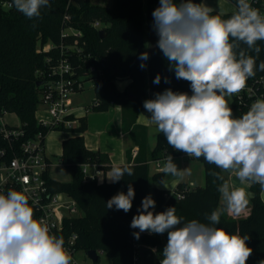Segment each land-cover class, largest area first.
<instances>
[{"label":"trees","instance_id":"obj_1","mask_svg":"<svg viewBox=\"0 0 264 264\" xmlns=\"http://www.w3.org/2000/svg\"><path fill=\"white\" fill-rule=\"evenodd\" d=\"M12 2V0H10ZM201 0H194L200 3ZM237 11L238 0H230ZM160 6V0H111L109 5L91 2L90 0H49V5L41 7L40 16L27 18L14 6L0 8V106L5 112L14 113L22 125L25 137H32L38 130L47 132L40 127L34 117V111L41 90L38 81L44 80V75L39 74L48 70L47 54L55 51L41 52L39 46L46 42L58 44L77 43L83 51L90 53L91 57L85 60L78 73H90L87 68L89 63L96 68V80L93 84L94 104L91 110L104 111L110 106L120 104L131 109L135 116L144 108V101L154 99L156 93L171 89L178 93L192 95L190 82L178 80L175 72L170 71L169 63L162 51L157 47L159 39L153 28V11ZM235 11L220 14L227 19ZM69 14V19L64 14ZM98 21L101 28L94 27ZM78 27L82 34H63L68 27ZM99 29H103L101 34ZM261 52L256 61V75L264 78V71L259 70V63L264 61V41H257ZM149 58L141 61L139 56L146 52ZM247 54H256L240 45ZM74 64L77 58L73 57ZM80 62V61H79ZM82 62V60H81ZM141 63L145 68L141 69ZM77 66V65H76ZM44 74V73H43ZM161 82L157 85L153 81L157 75ZM130 78L129 85L120 91L115 80ZM168 78L169 83H165ZM131 90L135 97L128 99L126 93ZM236 118L247 112L244 106H238L234 98L229 105ZM134 121V118H132ZM132 121V122H133ZM125 128L128 126L125 125ZM87 129V115L80 116L78 123L71 127L57 128L56 130L69 131L73 134L61 141L59 162L69 171L70 179L60 181L48 177V184L53 191H64L72 196L82 214L65 220L64 228L58 237L65 238L72 232L76 234L75 248L87 251L93 249L105 253L111 264H132L133 243L150 246L158 245L161 241L159 234L141 233L139 240L134 232L139 229L130 227L138 209H141L144 197L151 195L156 201L155 213L165 211L169 207L176 208V215L183 218V222L197 220L201 223H210L207 219L218 208H223L220 203L218 187L223 181L218 180L211 173L219 172L226 180L224 171L214 164H208L202 157L201 162L204 172V184L189 186L179 182L173 190L156 187L163 172L149 174L147 159H140L134 163H124L133 169V175L125 176L118 182L96 179H85L81 165L95 162L103 172L111 169L108 154L100 150L86 147L84 132ZM146 129L134 125L130 129L131 136L142 150L146 147ZM182 152L176 151L168 145L166 137L157 132L156 143L149 152L150 160H157L167 155L178 156ZM135 190L132 208L125 213L115 207L107 209L106 203L120 192L127 194L128 185ZM252 196L250 198V211L246 216L232 218L222 213L220 223L213 225L220 227L230 234L249 236L246 241L252 249V254L246 264H264V200L261 199V186H249ZM180 193L178 196L177 194ZM167 244V233L163 235ZM99 259V257H98ZM97 259V260H98ZM160 264V261H157Z\"/></svg>","mask_w":264,"mask_h":264},{"label":"clouds","instance_id":"obj_2","mask_svg":"<svg viewBox=\"0 0 264 264\" xmlns=\"http://www.w3.org/2000/svg\"><path fill=\"white\" fill-rule=\"evenodd\" d=\"M49 0H12L19 12L32 19L40 16L41 7ZM214 9L194 0H160L152 15L153 28L159 39L157 47L166 57L170 71L178 80L190 82L192 95L170 88L144 101L151 113L150 124L166 137L168 145L189 157L203 158L224 172L235 175L240 185L259 184L264 191V99H258L241 117L236 118L226 97L239 94L248 78L256 75V61L261 52L257 41H264V14L249 0H238L237 11L227 19ZM256 55L247 54L240 45ZM147 52L139 59L146 61ZM141 69L145 64L141 63ZM264 71V61L258 65ZM158 74L153 83L159 84ZM165 83H169L165 78ZM165 175L181 176L183 170L167 155L161 168ZM132 176L128 165H113L106 177L120 181ZM223 181L218 187L223 208L207 219L183 222L176 208L155 213L156 201L143 198L139 214L130 227L140 234L167 233L160 264H246L252 254L246 241L249 236L230 234L218 225L222 213L239 217L249 200L245 187H236L219 172L211 173ZM166 188L163 181L160 182ZM135 190L128 185L127 194L120 192L106 203L125 213L132 208ZM155 252V249H153ZM72 256L64 247V238L51 233L44 220L34 219V210L23 191L0 193V264H71Z\"/></svg>","mask_w":264,"mask_h":264},{"label":"built area","instance_id":"obj_3","mask_svg":"<svg viewBox=\"0 0 264 264\" xmlns=\"http://www.w3.org/2000/svg\"><path fill=\"white\" fill-rule=\"evenodd\" d=\"M249 2L252 7L264 14V0H249ZM10 7H12L10 0H0V8ZM64 17L69 19L70 16L65 13ZM99 24L95 21L93 26L99 27ZM66 33L82 34L81 30L75 26L63 30V34ZM38 51L55 52L46 55L48 70L39 73L44 75V80L40 84L41 90L34 111L36 122L40 127L46 128L47 132L74 126L78 123V118L86 115L97 103L93 100L92 104L87 106L72 105L68 100L71 94L83 89L86 81L95 83L94 64L87 65L90 73L82 74L77 71L78 67L91 57V54L84 52L76 42L58 45L46 42L39 46ZM73 57L77 58V64H74ZM232 98L239 107L244 106L248 111L252 103L258 99H264V78H248L246 87ZM5 113L7 112L0 106V193L7 194L10 190L23 191L34 210V219L44 220L51 233L58 237L64 228L65 220L80 216L82 212L72 196L64 191H53L48 184L51 162L44 150L47 132L38 130L32 137H25L20 123L9 125L3 120ZM166 157L155 160L158 169L162 167ZM89 167L93 168L92 172L89 171ZM81 168L84 180H101L99 178L103 170L97 163L87 162L82 164ZM177 195L179 196L180 193ZM75 239L76 234L72 232L65 238L64 247L72 256L71 264H81L75 257L77 251L74 246ZM139 245V243H133L132 264H142L138 253Z\"/></svg>","mask_w":264,"mask_h":264},{"label":"crops","instance_id":"obj_4","mask_svg":"<svg viewBox=\"0 0 264 264\" xmlns=\"http://www.w3.org/2000/svg\"><path fill=\"white\" fill-rule=\"evenodd\" d=\"M200 3L206 4L209 7L213 8L214 11L220 13L231 12L236 10L235 5H233V9L220 10L219 8L224 7L222 0H201ZM145 51H148V47ZM130 81V78L116 79L115 85L120 91H122L129 85ZM86 115L87 129L84 132L85 145L89 149L100 150L102 152L107 153L111 167L114 164L121 165L124 163H134L140 159H147L149 174H153L155 172H162V167L158 169L156 167L155 160H150L148 157L149 152L156 143V135L158 130L156 125L150 124L148 122L147 117L150 118L151 113L147 112L145 108L139 110L134 116L132 114L131 109L126 108L120 104H116L110 106L104 111H89ZM132 118H134V121ZM125 125L128 126V128H125ZM134 125L142 126L146 129V147L142 150H139L138 145L136 144L135 140L133 139L130 133V129ZM172 157L174 162L176 156ZM174 163L180 169L183 170V174L181 176H172L165 175L163 173L162 178L154 183L156 187L173 190L179 182H185L191 187L204 184V172L202 164L195 162V160H181L175 161ZM151 165H153V168H151ZM89 171L92 172L93 168L89 167ZM108 171H110V169ZM108 171L102 173V176H100L99 178L101 180L99 181H109L106 177ZM195 180H201L202 183L197 184ZM161 181L164 182L166 188L160 184ZM226 181L236 187H245L249 203L246 210L239 217L246 216L250 211V198L252 196V193L249 188L250 185H240L235 175L230 172L226 174ZM260 196L261 199L264 200V191L261 190ZM220 203H223L221 196ZM224 214L227 217L237 218L228 215L226 212ZM164 234H159L161 236L160 243H163L164 246H166L163 238ZM151 247L156 251L157 245ZM162 259L163 257H161L159 261H161Z\"/></svg>","mask_w":264,"mask_h":264},{"label":"rangeland","instance_id":"obj_5","mask_svg":"<svg viewBox=\"0 0 264 264\" xmlns=\"http://www.w3.org/2000/svg\"><path fill=\"white\" fill-rule=\"evenodd\" d=\"M69 1V0H68ZM94 3H99L103 5H109L111 3V0H90ZM72 2V0H70ZM224 7L219 8L220 10H226V9H233L234 4L230 0H222ZM102 24H99V27H101ZM69 102H71L73 105H90L92 104L94 100V89L93 84L91 81H86L84 83L83 89L74 92L68 97ZM226 100L228 104H231L232 96L226 97ZM94 110H90L92 112ZM3 120L9 124V125H17L19 124V119L14 113H5L3 116ZM73 134L69 131H63V130H52L46 133L45 140H44V150L45 155L49 158L51 162L49 174L52 178L60 180V181H68L70 179V173L69 171L59 162V156L61 153V141L64 137H67L69 135ZM175 161H186V160H195V162L201 164L199 160H197L195 157H189L186 153L182 152L180 156H176L174 159ZM174 161V162H175ZM155 164V163H154ZM163 165V163H162ZM151 168H153V165H151ZM225 175L229 172H224ZM197 184L202 183L201 180H195ZM164 244L160 243L156 247V251L154 253L155 259L159 261L161 257H163L162 251L164 248ZM76 259L81 264H111V261L109 257L103 253L99 252L98 257L99 259L94 262L92 261L87 255L84 250L78 249L75 254Z\"/></svg>","mask_w":264,"mask_h":264},{"label":"water","instance_id":"obj_6","mask_svg":"<svg viewBox=\"0 0 264 264\" xmlns=\"http://www.w3.org/2000/svg\"><path fill=\"white\" fill-rule=\"evenodd\" d=\"M99 32L101 34L104 33L103 29H99ZM41 84V81L37 82V85ZM126 96L128 99L134 98L135 94L131 91L128 90L126 93ZM86 255L94 262L97 261L98 259V253L93 250H87L85 251ZM138 253H139V258L142 264H157V260L155 259V255H154V251L153 248L149 245H145V244H140L138 247Z\"/></svg>","mask_w":264,"mask_h":264}]
</instances>
